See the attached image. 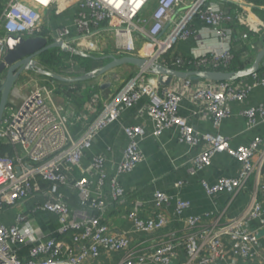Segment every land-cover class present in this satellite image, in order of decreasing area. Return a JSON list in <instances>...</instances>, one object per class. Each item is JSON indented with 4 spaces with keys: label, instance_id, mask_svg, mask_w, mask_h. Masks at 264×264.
<instances>
[{
    "label": "built area",
    "instance_id": "built-area-1",
    "mask_svg": "<svg viewBox=\"0 0 264 264\" xmlns=\"http://www.w3.org/2000/svg\"><path fill=\"white\" fill-rule=\"evenodd\" d=\"M65 1L10 0L0 17V31L6 32L0 33V63L7 53V37L14 34L64 41L88 53L103 52L113 42L110 54L116 56H141L166 66L192 65L184 70H221L219 67H227L234 59L236 41L249 43V52H253L260 41L252 40L250 31L264 33V18L256 12L260 5L252 0H72L67 9L73 11V22L53 28L48 17L54 10L64 11ZM197 23L211 31L218 46L196 50L190 56L168 55L178 41L198 36ZM45 27L47 35H43ZM68 65L70 73L78 64L69 60ZM35 77L29 78L36 81L32 89L25 92L26 81L19 88L24 94L17 90L24 107L16 110L17 101L12 97L0 126V143L15 148L13 155L0 156V218L7 211L14 212L12 218L0 219V264H175L178 241L172 238L149 249H136L130 237L115 234L109 222V210L126 204L128 198L123 176L146 160L142 142L148 137L159 139L167 131L176 132L180 143L198 149L188 166L191 176L210 168L219 154L239 163L235 176H221L212 183L201 179L209 196L234 195L246 187L251 176H257L253 198L238 216L221 222V216L206 212L186 219V233L181 237L186 252L183 264H219L229 251L247 260L258 258V232L249 224L256 219L264 227V203L259 199L260 193L264 195V150L260 149L264 139L258 135L248 144L235 145L222 127L236 103L244 105L241 114L248 128L264 121V98L255 104L247 102L252 93L264 89V73L258 71L236 81L186 79L176 86H163L156 75L140 70L107 100L94 97V103H103V107L90 122L89 114L69 116L56 102L54 80ZM187 94L199 106L193 116L202 113L214 131L198 130L181 112ZM143 100L152 127L121 123L126 145L121 159L111 166L105 152H92L95 140ZM74 121L83 125L78 136L71 129ZM86 159L88 166L84 165ZM184 183L179 180L175 187ZM65 187L77 193V205L71 204ZM171 201L178 215L192 206L179 195L156 190L154 212L144 217L145 202L135 200L127 214L134 231L163 229L168 223L163 209ZM39 213L56 216V235L42 233ZM113 252H122L118 262H100L104 254Z\"/></svg>",
    "mask_w": 264,
    "mask_h": 264
},
{
    "label": "crops",
    "instance_id": "crops-1",
    "mask_svg": "<svg viewBox=\"0 0 264 264\" xmlns=\"http://www.w3.org/2000/svg\"><path fill=\"white\" fill-rule=\"evenodd\" d=\"M71 1L72 0H66L64 5ZM259 5L260 6L256 9L260 10V15L257 11L256 12L260 17L263 16L262 18H264V3H259ZM61 14L60 17L58 16L52 19L51 23L53 24V28H57L61 24L73 22L74 14L72 10L65 9ZM196 26L198 30H200L198 36L192 37L188 41H178L173 49L174 54L190 56L196 50L202 52L206 49L218 46L217 39L212 35L211 31L205 28L202 23H197ZM263 47L264 41H260L259 47L256 51L243 54L245 67H249L254 63L257 54ZM260 71L264 73V67H262ZM29 72L31 71L24 73V75L28 78L31 77L29 76L31 75ZM70 73V76L80 75L73 72ZM179 80L180 79H174L171 85L176 86ZM106 81L109 80L102 76L99 80H97L100 86ZM111 82L112 83L109 87L99 90L89 99L86 98V91L88 90L87 85H82V87H80L82 89L84 88V91L76 92L78 97L76 101L73 97H68L63 92H56V102L59 104L63 98L68 100L70 105L67 104L64 107V110L67 114H69V116L89 114V117L93 118L103 107V103H98L99 105L94 103V97L98 96L99 98L101 97L102 100H107L119 90V87H121L122 81L118 80L117 77L116 80L114 79V81ZM68 84H70L69 87L74 89L72 84L75 83ZM89 87L93 88V85H90ZM13 96L17 97L18 93ZM263 98L264 89H259L258 91L252 93L247 102L249 104H255L260 102ZM21 100L22 99L20 97V100H17V105L20 104ZM78 103L79 105L77 106ZM93 105L95 108H92ZM243 106L244 105L238 103L234 104L233 115L225 121L222 127V131L232 138L235 145L248 144L255 136L258 135L264 139V121L254 128H248V125L241 114ZM198 109L199 106L195 103L192 97L187 94V96L183 99L181 112L190 118V121L198 130L203 132L214 131L215 128L213 124L210 120L204 117L202 113L193 116V113L198 111ZM146 112L145 100L139 102L135 107L125 111L120 118V123L112 125L104 130L95 140L92 152H105L110 159L111 166L114 165L121 159L122 151L126 145V137L122 133L120 124L145 123L147 127L150 128L152 125L148 121L149 119L147 118ZM109 147H111L110 150ZM142 149L146 154V160L144 163L139 165L136 171L123 176L122 180L128 190V198L126 200V204L115 206L109 210V222L111 227L114 229L115 234L130 237L132 245L136 249H149L157 243L173 238V240L178 241L176 247V250L178 251V258L176 259L175 264H183L186 260V252L183 244H181V237H183L186 233L188 225L186 219L191 215H199L206 212H213L217 217L221 216V222H225L228 219L238 216L250 204L253 198L256 190L257 176H251L246 184V187L234 195L220 193L209 196L201 184V179H205L212 183L221 176L237 175L240 165L233 158L225 154H219L214 158L213 165L210 168L202 171L199 175L194 177L189 174L188 166L198 149L190 148L186 144L180 143L177 139L176 132L167 131L159 139L148 137L142 142ZM260 149L264 150V140ZM84 165L88 166V159L85 160ZM94 179H96V177H94ZM261 179L264 181V172ZM179 180H183L185 183L180 188H176L175 183ZM156 190H162L173 197L179 195L184 199L190 200L192 202V206L182 215H178L175 211L174 201H171V203L166 204L163 209L168 219V223L163 229L152 233L135 232L133 224L128 219L127 214L132 210L134 201L140 199L145 202L142 208V215L144 217L152 215L154 212L153 195ZM63 191L70 195V197L74 194L77 195V193L70 187H65ZM259 199L264 203L263 194H259ZM70 202L71 204L77 205V200H74L72 197L70 198ZM13 214L14 212H12V210L9 212L7 211L1 215L0 219H10L13 217ZM37 219L39 220L42 233L46 235H56L57 221L55 215L39 213L37 215ZM249 227L251 230L258 232V258L247 260L241 256H235L229 251L227 259L219 264H232L233 261L235 264H261L263 262L264 227L260 225V222L256 219L251 221ZM21 253L24 255L26 252L25 250H22ZM121 258L122 252H113L110 254H104L101 257L100 262L116 263Z\"/></svg>",
    "mask_w": 264,
    "mask_h": 264
},
{
    "label": "water",
    "instance_id": "water-1",
    "mask_svg": "<svg viewBox=\"0 0 264 264\" xmlns=\"http://www.w3.org/2000/svg\"><path fill=\"white\" fill-rule=\"evenodd\" d=\"M7 53L0 63V126L8 113L11 98L18 86L20 78L27 71H33L36 75L49 77L62 83H79L100 78L121 66L130 65L139 70L147 71L158 77L163 86H170L174 79L191 81H236L248 77L264 67V47L257 54L254 63L240 70H184L166 66L162 63H154L146 57L135 55L116 56L107 54L95 57L91 53L76 49L64 41L50 40L44 36L24 37L22 35L9 34L6 41ZM52 49H61L64 52L76 54L81 57L101 59L103 64L86 73L67 76L44 67L38 58ZM111 81L101 84V89L111 85ZM25 102H20L16 110H21Z\"/></svg>",
    "mask_w": 264,
    "mask_h": 264
},
{
    "label": "trees",
    "instance_id": "trees-1",
    "mask_svg": "<svg viewBox=\"0 0 264 264\" xmlns=\"http://www.w3.org/2000/svg\"><path fill=\"white\" fill-rule=\"evenodd\" d=\"M3 1H7V0H3ZM252 1H254L257 4L264 3V0H252ZM0 3H1V1H0ZM234 5L235 4H233V6ZM2 9H3V7L0 5V13H1ZM256 11L260 15V10L256 9ZM261 17H263V16H261ZM242 29H245V28L242 27ZM0 33L2 35H6V32L4 30H1ZM47 34H49V30L45 27L44 30H43V35H47ZM250 36H251L252 40L264 41V33H255L253 31H250ZM103 52H105V53L100 54V55H95V54H92V55L98 58V57H100L102 55L110 54L112 52V50L105 49ZM172 52L173 51H171L168 55H171ZM247 52H249V43L236 41L235 42V49H234V59L232 60L230 65H228L227 67L221 66V67H219V69L227 70V71L231 70L232 71V70H240V69L245 68V63H244L245 60H244L243 54L247 53ZM45 54H47V52ZM45 54H43L39 58L40 59L39 61H41L40 63L44 67L46 65V67L48 69H50L52 71H55L57 73L64 74V75L65 74H71V73L66 72L68 69H71V65H68V63L66 64V62L63 61V57H68L70 60H73L74 62H76L78 64L77 67L75 68V71L73 72L75 74L86 73V72L94 69L95 66L93 67V65H94L95 62L102 61L101 59H95V58H92V57H81V56H78L76 54H71V55L70 54H66L61 49H56V51H53L51 54H49V56H47ZM167 57H169V56H167ZM170 66L175 67V68H179V69L192 68V65H189L187 63L182 64V65H175V64L170 63ZM93 80H95V81H93ZM93 80H89V81L93 82L92 84L89 81L72 84L74 86V89L69 87L70 84L56 81L59 84L58 88H57V93L63 92L66 96L73 97V99L76 101V99L78 98L77 95H76V92L84 91L83 90L84 88L82 89L80 87H82V85H87L88 90L86 91V98L89 99L95 93H97L99 90H101L100 84L96 81V79H93ZM128 80L129 79H127L126 81H128ZM125 82L122 81L121 87L124 85ZM88 83H90V84H88ZM90 85H93V88H90L89 87ZM121 87H119V89ZM83 97H85V96H83ZM80 103H82V102H80ZM78 105H79V103L77 104V106ZM95 117L91 118L90 121H92ZM71 129H72L74 135L78 136L83 131V125L80 122H75L74 121L73 125L71 126ZM14 152H15V148L11 144L0 143V156L13 155ZM77 176H80V174L78 173ZM68 196L70 197V195H68ZM71 197L74 200L78 199L76 194L71 195Z\"/></svg>",
    "mask_w": 264,
    "mask_h": 264
},
{
    "label": "rangeland",
    "instance_id": "rangeland-1",
    "mask_svg": "<svg viewBox=\"0 0 264 264\" xmlns=\"http://www.w3.org/2000/svg\"><path fill=\"white\" fill-rule=\"evenodd\" d=\"M1 1V3H0V5L3 7V9H2V11H1V13H0V17H1V15L3 14V12H4V10H5V8L7 7V5H8V3H9V1L10 0H7V1H3V0H0ZM69 6H70V4L68 3V4H65L64 5V9L63 10H65V9H67V8H69ZM62 11L61 12H58L57 10H54L53 11V14H51V15H49L50 17H48V18H55V17H60L62 14ZM61 14V15H60ZM81 44V43H80ZM112 47H113V42L110 44V45H108L107 46V48H105V49H112ZM77 49V48H76ZM53 51H56V49H52V50H50L49 52H47V54H45V55H47V56H49V54H51ZM66 54H72V53H69V52H65ZM103 53H105V52H102V49H100V50H93L92 52H91V54H95V55H100V54H103ZM107 55V54H106ZM102 56H104V55H102ZM102 56H100V57H102ZM39 59V58H38ZM40 60V59H39ZM70 59L68 58V57H63V61L64 62H66V63H68V61H69ZM41 62V61H40ZM103 64V61H97V62H95L94 63V65H93V67L94 68H97V67H99V66H101ZM48 66V65H47ZM45 67H46V65H45ZM47 68V67H46ZM48 69V68H47ZM67 72V71H66ZM138 72H140V70L138 69V68H136V67H133V66H123V67H121V68H117V69H115V70H112L111 72H109L108 74H106L105 76H102V77H104L105 79L107 78L109 81H114V79L116 80V77H117V79L118 80H121V81H123V82H125L127 79H130V78H132L133 76H135ZM29 73H31V75H33L34 77L35 76H37L36 74H35V72H33V71H31V72H29ZM134 74V75H133ZM31 75H29V76H31ZM65 75H71V74H65ZM41 78H40V80L39 81H48V82H53L52 81V79H50L49 77H45V76H40ZM36 78V77H35ZM101 78V77H100ZM100 78H98L97 80H99ZM37 79V78H36ZM96 80V81H97ZM26 81H29V78L27 77V76H25V75H23L21 78H20V80H19V83H18V86H17V88L15 89V93H14V95L18 92L17 90H19V94L20 95H23L24 94V89H23V91L22 92H20V86H21V84H23V83H25ZM93 81H95V80H93ZM91 84L93 83L92 81H89ZM90 83H88V84H90ZM35 84H36V81H29L28 83H27V86H25V92H26V89H27V91L28 90H30V89H32L34 86H35ZM53 84H56L57 86L59 85V84H57V82L55 81V82H53ZM19 94H18V96L16 97V96H13L14 97V100H20V97H19ZM70 105V103L68 102V100L65 98H63L61 101H60V103H59V105L61 106V107H65L66 105ZM69 107V106H68ZM76 107V106H75ZM67 108V107H66ZM32 205H33V203H32Z\"/></svg>",
    "mask_w": 264,
    "mask_h": 264
},
{
    "label": "bare ground",
    "instance_id": "bare-ground-1",
    "mask_svg": "<svg viewBox=\"0 0 264 264\" xmlns=\"http://www.w3.org/2000/svg\"><path fill=\"white\" fill-rule=\"evenodd\" d=\"M80 43L82 44V42H80ZM81 44H80V45H81ZM88 44H90V42H89ZM84 45H86V44L84 43Z\"/></svg>",
    "mask_w": 264,
    "mask_h": 264
}]
</instances>
